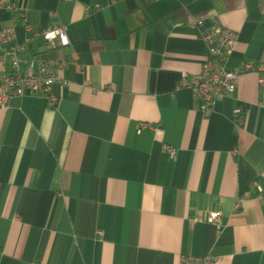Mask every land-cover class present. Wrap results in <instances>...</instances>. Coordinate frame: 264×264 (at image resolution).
<instances>
[{
    "label": "crops",
    "instance_id": "1",
    "mask_svg": "<svg viewBox=\"0 0 264 264\" xmlns=\"http://www.w3.org/2000/svg\"><path fill=\"white\" fill-rule=\"evenodd\" d=\"M213 23L236 31L228 68H264V0H0L22 59L66 62L55 107L29 92L0 107V264H264L258 72L207 114L180 84ZM51 25L67 45L46 47Z\"/></svg>",
    "mask_w": 264,
    "mask_h": 264
},
{
    "label": "built area",
    "instance_id": "2",
    "mask_svg": "<svg viewBox=\"0 0 264 264\" xmlns=\"http://www.w3.org/2000/svg\"><path fill=\"white\" fill-rule=\"evenodd\" d=\"M9 11L15 13L13 4L2 5ZM19 15L20 22L27 31L31 28L25 24L22 14ZM193 25H201L200 20L192 22ZM46 43L48 49H56L68 44L65 27L62 25H51L50 27L37 31ZM199 37L205 43L207 57L201 63L197 72L187 75L181 79V85L189 88L201 101V110L207 114L212 104L232 93L236 87L237 78L240 74L249 71L258 72L257 83L259 87L264 86V68L259 64L243 62L238 67L228 68L227 61L232 54L237 41L236 31L213 23L199 30ZM14 27L8 26L0 29V107H4L12 97H20L26 92L42 96L46 101L47 108L56 105L57 98L51 92L55 82H60L57 71L66 65L63 60L35 57L24 60L20 56L23 45L14 42ZM29 40V39H28ZM243 108L237 106L233 109L234 121L237 125L243 122ZM166 151L173 156L174 149L166 147ZM243 196L237 197L234 208L239 207ZM206 221L217 223L219 212H209ZM179 264H215L209 256L183 255Z\"/></svg>",
    "mask_w": 264,
    "mask_h": 264
}]
</instances>
